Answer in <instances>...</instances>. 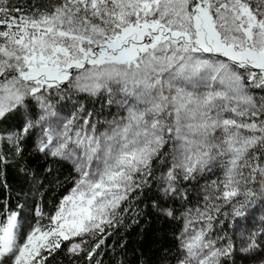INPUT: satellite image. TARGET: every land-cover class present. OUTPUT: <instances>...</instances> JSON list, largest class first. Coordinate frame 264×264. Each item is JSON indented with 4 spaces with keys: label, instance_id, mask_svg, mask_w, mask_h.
I'll list each match as a JSON object with an SVG mask.
<instances>
[{
    "label": "snow or ice",
    "instance_id": "snow-or-ice-1",
    "mask_svg": "<svg viewBox=\"0 0 264 264\" xmlns=\"http://www.w3.org/2000/svg\"><path fill=\"white\" fill-rule=\"evenodd\" d=\"M150 213L156 264H264V0H0V264H130Z\"/></svg>",
    "mask_w": 264,
    "mask_h": 264
},
{
    "label": "trees",
    "instance_id": "trees-1",
    "mask_svg": "<svg viewBox=\"0 0 264 264\" xmlns=\"http://www.w3.org/2000/svg\"><path fill=\"white\" fill-rule=\"evenodd\" d=\"M28 159L34 167L42 164L36 157L29 156ZM8 179L14 189L13 195L21 190L27 192L25 177L15 169L8 170ZM146 211L150 212L148 209ZM123 235L126 241V259L130 264H156L159 250L174 244L172 226L155 213L141 218L138 225H133Z\"/></svg>",
    "mask_w": 264,
    "mask_h": 264
}]
</instances>
